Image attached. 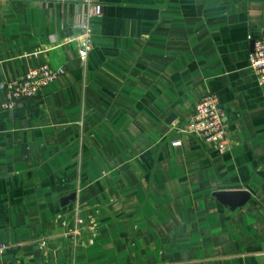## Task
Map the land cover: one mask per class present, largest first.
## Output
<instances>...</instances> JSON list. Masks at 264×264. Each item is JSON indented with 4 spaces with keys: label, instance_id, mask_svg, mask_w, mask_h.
Here are the masks:
<instances>
[{
    "label": "crops",
    "instance_id": "0c3cea01",
    "mask_svg": "<svg viewBox=\"0 0 264 264\" xmlns=\"http://www.w3.org/2000/svg\"><path fill=\"white\" fill-rule=\"evenodd\" d=\"M263 37L264 0H0V264H264ZM45 64L65 72L3 108ZM207 92L224 154L181 131ZM234 190L232 211L214 194Z\"/></svg>",
    "mask_w": 264,
    "mask_h": 264
},
{
    "label": "built area",
    "instance_id": "2783aa9c",
    "mask_svg": "<svg viewBox=\"0 0 264 264\" xmlns=\"http://www.w3.org/2000/svg\"><path fill=\"white\" fill-rule=\"evenodd\" d=\"M101 13L102 6H91L88 18L90 16H99ZM81 28L83 37L78 53L80 60L85 65L92 49V31L88 19L82 24ZM249 67L255 74L259 85L264 87V37L253 40V50L249 55ZM64 72L63 67L53 68L45 64L9 80L6 86V101L2 105L3 108L13 109L20 101L39 96L44 89L54 83ZM181 131L187 135L194 136L203 144L213 145L221 154L228 152L234 145L229 126L224 120V111L219 99L210 92L203 94L195 106L189 125L185 131ZM172 145L175 147L180 146L182 145V140H174ZM80 212V210H77V213L73 215L72 227L66 232L67 237L76 236L79 232L78 227L84 222ZM6 250L7 245L0 243V262Z\"/></svg>",
    "mask_w": 264,
    "mask_h": 264
},
{
    "label": "water",
    "instance_id": "95a60500",
    "mask_svg": "<svg viewBox=\"0 0 264 264\" xmlns=\"http://www.w3.org/2000/svg\"><path fill=\"white\" fill-rule=\"evenodd\" d=\"M214 195L223 205L229 207L232 211L244 206L251 199V193L247 190L218 191ZM74 197L75 194H71L64 201L68 202L70 199H74Z\"/></svg>",
    "mask_w": 264,
    "mask_h": 264
}]
</instances>
